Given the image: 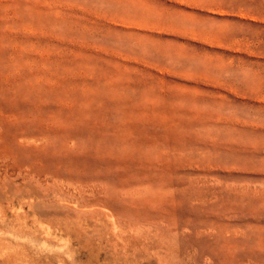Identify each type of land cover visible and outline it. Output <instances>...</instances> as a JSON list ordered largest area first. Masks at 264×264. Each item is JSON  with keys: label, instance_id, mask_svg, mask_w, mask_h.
Returning <instances> with one entry per match:
<instances>
[{"label": "rangeland", "instance_id": "1", "mask_svg": "<svg viewBox=\"0 0 264 264\" xmlns=\"http://www.w3.org/2000/svg\"><path fill=\"white\" fill-rule=\"evenodd\" d=\"M0 264H264V0H0Z\"/></svg>", "mask_w": 264, "mask_h": 264}, {"label": "bare ground", "instance_id": "2", "mask_svg": "<svg viewBox=\"0 0 264 264\" xmlns=\"http://www.w3.org/2000/svg\"><path fill=\"white\" fill-rule=\"evenodd\" d=\"M20 188V187H19ZM25 193V192H24ZM9 197V196H8ZM20 199V198H19ZM22 199V198H21ZM63 204V203H62ZM75 208V207H74ZM33 210V209H32ZM44 211V210H43ZM33 212V211H32ZM31 212V213H32ZM51 212V211H50ZM42 214V213H41ZM47 214H49V213H47ZM57 214V213H56ZM59 214H61V213H59ZM42 215H44V214H42ZM45 216H46V214H45ZM60 216V215H59Z\"/></svg>", "mask_w": 264, "mask_h": 264}]
</instances>
